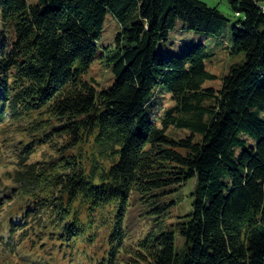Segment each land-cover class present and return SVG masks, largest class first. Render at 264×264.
Segmentation results:
<instances>
[{
    "label": "trees",
    "instance_id": "1",
    "mask_svg": "<svg viewBox=\"0 0 264 264\" xmlns=\"http://www.w3.org/2000/svg\"><path fill=\"white\" fill-rule=\"evenodd\" d=\"M229 3L224 45L229 19L200 0H0L3 252L25 264H264V0ZM108 13L120 30L100 49ZM178 20L243 55L218 89L204 86L216 53L205 43L158 49ZM96 57L114 77L100 88L85 78ZM193 177L190 209L169 221Z\"/></svg>",
    "mask_w": 264,
    "mask_h": 264
},
{
    "label": "rangeland",
    "instance_id": "2",
    "mask_svg": "<svg viewBox=\"0 0 264 264\" xmlns=\"http://www.w3.org/2000/svg\"><path fill=\"white\" fill-rule=\"evenodd\" d=\"M28 3H36L37 0H26ZM208 4L209 6H216L219 11L224 14L229 21L226 24V27L223 29V41L224 45L231 44L230 38L233 35V25L235 20L237 19L236 15L233 13L229 0H200ZM120 30V25L116 18L111 14L108 13L106 15V19L104 21V27L102 34L98 40L99 48L103 45H111L114 46L115 44V35ZM193 42H203L205 43L210 49L216 51L215 55L206 61V68L212 74L215 75V79L207 80L204 82V86H212L215 89H218L221 85V78L229 69V66L240 62L243 59L242 54L238 55H231L229 54L228 50L224 47L221 48L220 46L216 48V42L212 38V35L207 34H200L196 33L192 30L184 28L182 26L181 21H177L176 25L170 30V33L166 40L162 41L158 45V49L166 54H180L182 53L187 47L192 44ZM85 78L94 79L97 83V86L104 87L111 83L113 80V73L111 68L107 66L102 59L96 57L94 62L91 64L89 71L86 73ZM171 133L176 136H183L187 134V131L181 130H171ZM14 136V135H12ZM48 152L47 148L42 149L36 156H40ZM10 169V165L2 164L0 165V197L2 193L8 188L9 179L6 178L4 174L7 170ZM7 185V186H6ZM196 185V178L193 177L189 181H187L183 186L179 188L178 191L174 193L175 200L177 204L173 206L172 215L169 221L175 220L177 215H182L190 209V202L192 200L191 192L193 191ZM138 208L131 210V217L135 223V233H138L143 228H145V222H140L138 217H136L138 213ZM176 236H178L176 230ZM0 264H25V261L19 257L14 256V250H10L9 253L3 252L6 251V248L0 249ZM9 250V249H8ZM47 258V257H46ZM124 259V258H121ZM57 260H60L57 258ZM54 260L53 262H57ZM128 261L129 259H124ZM117 264H131V263H123L118 262Z\"/></svg>",
    "mask_w": 264,
    "mask_h": 264
}]
</instances>
